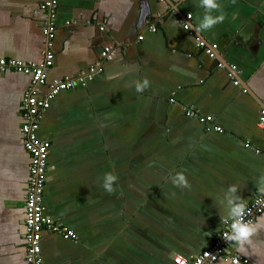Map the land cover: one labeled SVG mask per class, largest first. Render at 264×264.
<instances>
[{"label": "crops", "instance_id": "obj_1", "mask_svg": "<svg viewBox=\"0 0 264 264\" xmlns=\"http://www.w3.org/2000/svg\"><path fill=\"white\" fill-rule=\"evenodd\" d=\"M42 1L0 0V59L41 62ZM217 3L213 14L223 13V22L197 34L189 25L204 11L199 0H59L40 97L53 81L100 62L105 49L118 51L91 82L60 92L40 118L37 136L49 144L43 206L75 237L43 232L42 264L190 261L230 218L229 185L246 203L259 193L264 0ZM200 42L216 47V61ZM144 79L149 87L137 92ZM31 85L29 76L0 75V264H26L29 156L20 105ZM187 108L208 124L186 117ZM177 172L189 187L172 184ZM105 173L117 177L112 193L101 186ZM252 226L247 255L234 244L229 253L264 264V216Z\"/></svg>", "mask_w": 264, "mask_h": 264}, {"label": "built area", "instance_id": "obj_2", "mask_svg": "<svg viewBox=\"0 0 264 264\" xmlns=\"http://www.w3.org/2000/svg\"><path fill=\"white\" fill-rule=\"evenodd\" d=\"M164 2L166 0H158ZM59 0H43L39 6L42 12L41 33L43 36V58L39 64L26 63L12 59H0V75L6 72H15L22 76L31 78V87L24 94L20 105V133L25 152L29 156L28 182L24 194V244L26 264H42L41 258V239L43 232L56 234L63 239H74V235L62 224L52 220L46 214L43 206L44 190L46 184V174L48 169L49 144L41 141L37 136L39 121L51 101L60 93L71 90L75 86H85L91 82L97 74L101 72L103 62L111 60L117 53V49L107 48L100 55V62L90 67L87 71L80 72L76 78L56 80L47 85V91L41 97L40 89L46 86L47 72L52 66L53 60V39L55 35V18ZM190 16L186 17L189 20ZM68 23H66L67 25ZM188 30V26L184 25ZM150 32H155L154 27H149ZM138 40H142L139 37ZM199 47L204 49L208 58L216 61L217 49L200 42ZM103 60V61H102ZM224 65L217 63V68L221 69ZM237 85L238 82H233ZM173 103V100H170ZM186 117H196L200 123L208 124L200 118L197 112L191 108L184 110ZM258 126L264 128V102L260 110ZM216 132L221 129L215 128ZM249 211L242 217L252 225L258 218L264 216V195L257 193L246 203ZM230 220H224L219 232L216 234L211 245L201 251L194 259L188 261L180 257H174V264H216L219 260H227L232 264L233 260L238 264H250L246 258L230 255L229 249L234 242L227 239L226 234L230 233Z\"/></svg>", "mask_w": 264, "mask_h": 264}, {"label": "clouds", "instance_id": "obj_3", "mask_svg": "<svg viewBox=\"0 0 264 264\" xmlns=\"http://www.w3.org/2000/svg\"><path fill=\"white\" fill-rule=\"evenodd\" d=\"M199 7L204 11L201 16L197 18V23L195 25H189L197 34L200 32H207L214 25L223 22V13L213 14L215 10L219 8L217 0H199ZM135 90L141 92L149 87V81L144 79L134 84ZM117 177L112 173H105L102 178L101 186L107 193L113 192V183L116 181ZM173 185L187 188L189 184L182 172H177L175 176L171 178ZM257 187L259 193L264 195V175L258 177ZM236 185H229L225 190V195L228 198V204L231 205L229 209V219L230 223V233L226 234L228 240L234 242L235 251L240 255H247L246 244H249V237L254 231V228L249 223L243 221L242 217L249 211L246 207V202L241 200L236 193ZM233 200L237 202L233 204ZM223 264H229V261H223ZM232 264H238V261L233 260Z\"/></svg>", "mask_w": 264, "mask_h": 264}]
</instances>
